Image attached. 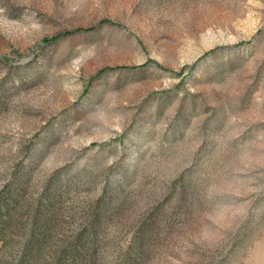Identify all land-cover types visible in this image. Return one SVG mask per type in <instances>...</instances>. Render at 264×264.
Here are the masks:
<instances>
[{
	"label": "rangeland",
	"instance_id": "obj_1",
	"mask_svg": "<svg viewBox=\"0 0 264 264\" xmlns=\"http://www.w3.org/2000/svg\"><path fill=\"white\" fill-rule=\"evenodd\" d=\"M0 264H264V0H0Z\"/></svg>",
	"mask_w": 264,
	"mask_h": 264
},
{
	"label": "trees",
	"instance_id": "obj_2",
	"mask_svg": "<svg viewBox=\"0 0 264 264\" xmlns=\"http://www.w3.org/2000/svg\"><path fill=\"white\" fill-rule=\"evenodd\" d=\"M90 232V231H89Z\"/></svg>",
	"mask_w": 264,
	"mask_h": 264
}]
</instances>
